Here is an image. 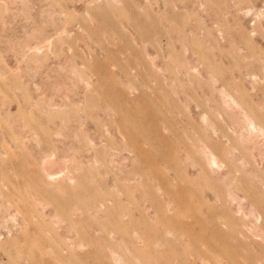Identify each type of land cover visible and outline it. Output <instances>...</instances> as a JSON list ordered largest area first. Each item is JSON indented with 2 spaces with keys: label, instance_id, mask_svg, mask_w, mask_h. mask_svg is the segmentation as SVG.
<instances>
[{
  "label": "rangeland",
  "instance_id": "obj_1",
  "mask_svg": "<svg viewBox=\"0 0 264 264\" xmlns=\"http://www.w3.org/2000/svg\"><path fill=\"white\" fill-rule=\"evenodd\" d=\"M0 264H264V0H0Z\"/></svg>",
  "mask_w": 264,
  "mask_h": 264
},
{
  "label": "bare ground",
  "instance_id": "obj_2",
  "mask_svg": "<svg viewBox=\"0 0 264 264\" xmlns=\"http://www.w3.org/2000/svg\"><path fill=\"white\" fill-rule=\"evenodd\" d=\"M252 121V120H251ZM248 122V121H247ZM253 124V123H252ZM249 125L251 126V124H250V122H249ZM258 126V125H257ZM253 128H255L254 126L252 127V129L250 128L249 130H253ZM259 129H261V131H262V128H260L259 127ZM257 130V129H256ZM254 131H255V129H254ZM251 133H253V131H250ZM206 153V152H205ZM208 153V152H207ZM207 155V154H206ZM213 156H215L214 154H213ZM212 156V157H213ZM208 157H210L209 155H208ZM215 158V157H214ZM211 159V158H210ZM218 160V159H217ZM213 163H214V161H213ZM211 164V163H210ZM219 164V163H218ZM209 165V164H208ZM49 172V171H48ZM52 173V172H51ZM52 175V174H51Z\"/></svg>",
  "mask_w": 264,
  "mask_h": 264
}]
</instances>
